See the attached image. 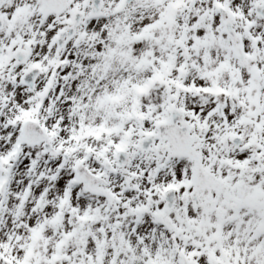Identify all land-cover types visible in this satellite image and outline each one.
Listing matches in <instances>:
<instances>
[{
	"label": "snow or ice",
	"instance_id": "1",
	"mask_svg": "<svg viewBox=\"0 0 264 264\" xmlns=\"http://www.w3.org/2000/svg\"><path fill=\"white\" fill-rule=\"evenodd\" d=\"M0 264H264V0H0Z\"/></svg>",
	"mask_w": 264,
	"mask_h": 264
}]
</instances>
